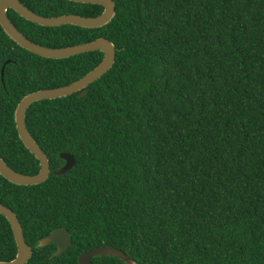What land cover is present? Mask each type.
Listing matches in <instances>:
<instances>
[{
    "label": "trees",
    "instance_id": "obj_1",
    "mask_svg": "<svg viewBox=\"0 0 264 264\" xmlns=\"http://www.w3.org/2000/svg\"><path fill=\"white\" fill-rule=\"evenodd\" d=\"M19 2L48 18L103 12L66 0ZM113 2L114 19L99 29L41 27L7 13L47 48L105 38L116 49L115 64L84 97L28 109L27 129L50 163L47 181L25 187L0 176V204L33 250L27 264H78L83 252L103 247L136 264H264V0ZM102 59L100 52L45 59L0 26V158L12 170H40L18 138V103L78 81ZM62 153L75 166L54 176ZM56 229L72 237L60 256L55 245L38 247ZM16 254L0 215V261Z\"/></svg>",
    "mask_w": 264,
    "mask_h": 264
},
{
    "label": "water",
    "instance_id": "obj_2",
    "mask_svg": "<svg viewBox=\"0 0 264 264\" xmlns=\"http://www.w3.org/2000/svg\"><path fill=\"white\" fill-rule=\"evenodd\" d=\"M77 4L96 5L103 8V12L97 17H81L78 15H62L59 17H43L28 8L19 0H0V26L7 37L22 49L35 54L39 57L52 60H63L78 55L100 52L103 54L101 63L92 71L87 73L78 81L55 89L40 90L25 96L17 105L14 112V122L18 133V138L24 147L39 163V172L34 176L23 175L12 170L3 159L0 158V176L9 183L16 186H36L43 184L49 178L51 173L50 163L37 142L33 139L26 126V115L28 109L35 103L45 100H56L78 93V98L87 94L89 85L96 82L102 76L110 71L115 64L116 49L112 42L105 38H99L92 42L75 45L66 48H47L33 43L27 39L12 24L7 13L14 11L24 20L39 25L41 27H60L71 25L82 29H99L111 23L116 15V5L113 0H66ZM10 61H7L1 69V77L4 76V68ZM60 159L65 161V165L56 172L54 176H62L71 171L75 166V159L71 154L62 153ZM0 215L3 216L10 225L14 241L17 247L16 257L9 262L0 264H27L33 256V250L26 244L23 228L15 213L8 207L0 204ZM72 244V237L65 229H56L50 235L39 241L38 247L44 248L55 245L57 251L54 256L64 254ZM97 257H116L126 264H136L129 256L113 247H103L87 250L78 258V264H93L92 259Z\"/></svg>",
    "mask_w": 264,
    "mask_h": 264
},
{
    "label": "flooded vegetation",
    "instance_id": "obj_3",
    "mask_svg": "<svg viewBox=\"0 0 264 264\" xmlns=\"http://www.w3.org/2000/svg\"><path fill=\"white\" fill-rule=\"evenodd\" d=\"M55 247H56V246H55ZM56 251H57V247H56ZM92 263L95 264V263L93 262V260H92Z\"/></svg>",
    "mask_w": 264,
    "mask_h": 264
}]
</instances>
